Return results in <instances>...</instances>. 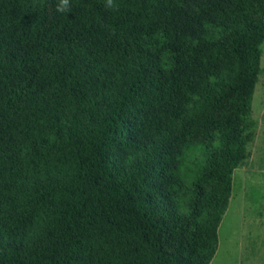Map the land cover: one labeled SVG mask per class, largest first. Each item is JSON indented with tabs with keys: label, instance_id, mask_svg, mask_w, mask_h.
<instances>
[{
	"label": "trees",
	"instance_id": "trees-1",
	"mask_svg": "<svg viewBox=\"0 0 264 264\" xmlns=\"http://www.w3.org/2000/svg\"><path fill=\"white\" fill-rule=\"evenodd\" d=\"M57 2L0 0V264H210L257 130L264 0Z\"/></svg>",
	"mask_w": 264,
	"mask_h": 264
},
{
	"label": "rangeland",
	"instance_id": "rangeland-1",
	"mask_svg": "<svg viewBox=\"0 0 264 264\" xmlns=\"http://www.w3.org/2000/svg\"><path fill=\"white\" fill-rule=\"evenodd\" d=\"M250 19L264 23V14H252ZM52 22L50 9L48 23ZM239 105V98L227 102L216 114L215 121L222 123ZM250 114L257 124L254 141L248 148L250 157L234 170L231 198L218 229V249L210 264H264V44ZM167 249L179 248L167 246ZM179 250L180 264L196 263L188 248Z\"/></svg>",
	"mask_w": 264,
	"mask_h": 264
},
{
	"label": "clouds",
	"instance_id": "clouds-1",
	"mask_svg": "<svg viewBox=\"0 0 264 264\" xmlns=\"http://www.w3.org/2000/svg\"><path fill=\"white\" fill-rule=\"evenodd\" d=\"M104 7L108 10H116L118 5L116 0H104ZM55 10L61 14L69 12L71 10V0H58Z\"/></svg>",
	"mask_w": 264,
	"mask_h": 264
}]
</instances>
